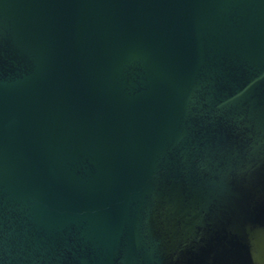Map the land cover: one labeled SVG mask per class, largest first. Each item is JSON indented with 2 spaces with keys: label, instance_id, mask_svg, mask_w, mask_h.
Listing matches in <instances>:
<instances>
[{
  "label": "water",
  "instance_id": "obj_1",
  "mask_svg": "<svg viewBox=\"0 0 264 264\" xmlns=\"http://www.w3.org/2000/svg\"><path fill=\"white\" fill-rule=\"evenodd\" d=\"M0 264H264V0H0Z\"/></svg>",
  "mask_w": 264,
  "mask_h": 264
}]
</instances>
